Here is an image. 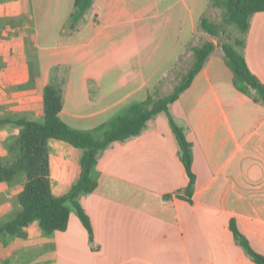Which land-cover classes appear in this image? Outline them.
<instances>
[{
    "label": "crops",
    "instance_id": "0c3cea01",
    "mask_svg": "<svg viewBox=\"0 0 264 264\" xmlns=\"http://www.w3.org/2000/svg\"><path fill=\"white\" fill-rule=\"evenodd\" d=\"M211 0H94L76 30L75 0H0V157L19 127L42 120L53 69L64 82L61 119L95 129L142 101L201 40L215 45L191 85L138 135L100 155L95 190L80 198L94 237L73 210L65 231L0 235V264H257L231 229L235 220L264 255V104L234 84L221 44L200 29ZM199 40V42H198ZM203 42V43H204ZM202 43V44H203ZM245 57L264 82V11L251 17ZM192 144L194 190L169 121ZM51 139L55 196L81 175L83 151ZM25 172L0 182V220L20 210Z\"/></svg>",
    "mask_w": 264,
    "mask_h": 264
},
{
    "label": "trees",
    "instance_id": "16d2710c",
    "mask_svg": "<svg viewBox=\"0 0 264 264\" xmlns=\"http://www.w3.org/2000/svg\"><path fill=\"white\" fill-rule=\"evenodd\" d=\"M93 3L94 0H75L74 10L67 24L68 29L73 31L78 28ZM210 6L223 10L222 20L212 21L205 14L201 18L200 29L212 37H219L229 25L238 30L239 35L234 40L222 41L225 60L233 72L235 86L241 92L264 104V82L252 72L245 57L246 36L251 17L256 12L264 11V0H211ZM214 48L212 41L191 48L195 60L170 94L155 96L156 88L145 100L132 102L106 123L88 130L71 127L61 119L64 82L56 74L58 68H54L51 80L44 88V118L6 120L18 126L19 133L10 135L4 140V144L14 156L8 160L0 157V182H11L21 172H25L26 182L19 194L21 209L12 217L0 220V235L6 233L26 237V228L34 221L39 222L46 234L65 231L74 210L92 240L93 227L89 215L80 203V198L93 192L98 185L94 171L100 155L112 143L140 134L146 128L148 121L157 114L169 113L170 105L191 85ZM169 121L189 176L186 192L191 195L196 179L192 169V144L187 139L184 129L170 114ZM51 139L68 142L83 151L81 175L71 189L62 196H55L52 191L49 149ZM231 229L251 259L257 264H264V255L251 246L247 237L240 232L235 220L231 221Z\"/></svg>",
    "mask_w": 264,
    "mask_h": 264
},
{
    "label": "rangeland",
    "instance_id": "374dc122",
    "mask_svg": "<svg viewBox=\"0 0 264 264\" xmlns=\"http://www.w3.org/2000/svg\"><path fill=\"white\" fill-rule=\"evenodd\" d=\"M222 13H223L222 9L216 8L214 6H210V8L206 13V16L210 18L212 21L220 22L222 20ZM238 35H239L238 30L234 26L229 25L226 27L225 31L220 34L219 37H215V38L218 40L219 44H221L222 41L234 40V38ZM204 41L205 40L203 41L201 40V44ZM194 60L195 57L193 55V52L191 48H189L187 52L181 57L176 67L169 73V75H167L161 81L160 85L157 87L155 96H165L170 94L174 90L175 86L179 84L182 76L185 73H187L188 70L191 68ZM20 209H21V205H20Z\"/></svg>",
    "mask_w": 264,
    "mask_h": 264
}]
</instances>
